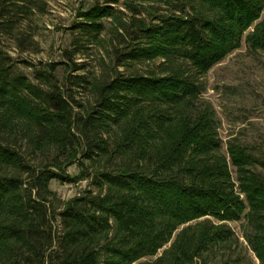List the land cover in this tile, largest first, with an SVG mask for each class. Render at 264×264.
<instances>
[{"label":"trees","instance_id":"1","mask_svg":"<svg viewBox=\"0 0 264 264\" xmlns=\"http://www.w3.org/2000/svg\"><path fill=\"white\" fill-rule=\"evenodd\" d=\"M45 12L0 0V264H251L230 222L264 264V154L223 151L201 99L232 52L264 53V0H105L60 61L14 57ZM53 180L96 192L54 208Z\"/></svg>","mask_w":264,"mask_h":264},{"label":"rangeland","instance_id":"2","mask_svg":"<svg viewBox=\"0 0 264 264\" xmlns=\"http://www.w3.org/2000/svg\"><path fill=\"white\" fill-rule=\"evenodd\" d=\"M104 1L43 0L46 12L35 18L37 24L35 40L38 42V52L18 55L13 51L12 55L31 63L60 61V51L69 46L70 27L76 20L78 12ZM19 72L29 78L32 77L29 68L19 66ZM204 80L206 91L201 99L208 102L216 112L223 151L226 142L235 138L249 146L254 153L264 154V53L251 52L243 44L240 49L215 65ZM231 170L234 175V169ZM65 172L70 176H76L79 169L76 165H72ZM49 188L56 195L53 207L58 209L70 199L83 194L85 190L96 192L87 185L86 181L61 183L53 180ZM227 225L240 238L243 252L250 258L251 264H258L240 237L241 222H230Z\"/></svg>","mask_w":264,"mask_h":264}]
</instances>
